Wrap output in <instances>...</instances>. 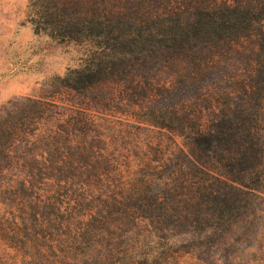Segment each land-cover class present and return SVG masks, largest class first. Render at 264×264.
<instances>
[{
  "label": "trees",
  "instance_id": "obj_1",
  "mask_svg": "<svg viewBox=\"0 0 264 264\" xmlns=\"http://www.w3.org/2000/svg\"><path fill=\"white\" fill-rule=\"evenodd\" d=\"M151 1L155 3V0L27 1V20L35 33L86 45L79 65L57 76L63 86L82 91L114 79L128 81L134 91L148 87L152 95L158 93L154 89L172 93L178 84L183 92L181 100L171 109L152 108L153 112L145 118L148 124L172 132L176 151L173 150L179 153V159L167 154L127 163L97 164L89 160L78 167L73 163L75 160L59 157L48 164L52 168L86 170L106 189L79 193L68 202H52L53 210L48 215L37 212L30 220L24 216H19L20 220L14 218L23 235L25 231L40 229L25 237L22 244L36 245V255L47 264L49 261L123 264L127 260L126 264H155L159 260L162 264L167 217L178 225L204 216L211 222L202 227L201 233L218 230L219 243L228 249L229 237L241 216L237 202L249 194L264 200L262 186L250 184L251 173L263 164V135L257 111L262 106L256 104L253 108L248 106L246 97L237 99L231 95L238 89L248 92L253 87L256 72L251 70L248 75V68L238 58L249 37L264 35V0H158L155 7H151ZM156 53L162 54L163 68L143 69L146 60ZM220 61H224L221 67H230L227 79L237 82L238 88L224 92L231 102L216 100L214 110L213 97L206 98V115L214 117L205 127L200 122L196 83L200 71L210 77ZM162 72H166L165 78ZM25 98L32 107L42 105L41 99ZM2 111L0 188L3 185L9 190L14 187L3 181L6 172L23 167V163L12 158L14 145L22 131L35 134L39 122L27 126L24 118L14 119L7 107ZM62 131L55 129L51 136H59ZM200 150L208 160L200 159ZM21 171L17 170L10 181L25 188L28 179ZM247 215L262 219L256 233L251 235L259 237L260 261L264 264V213L254 209L248 210ZM250 227L247 225V234ZM239 262L235 255L214 260V264ZM167 263L165 258L164 264ZM192 264L203 263L197 260Z\"/></svg>",
  "mask_w": 264,
  "mask_h": 264
},
{
  "label": "rangeland",
  "instance_id": "obj_2",
  "mask_svg": "<svg viewBox=\"0 0 264 264\" xmlns=\"http://www.w3.org/2000/svg\"><path fill=\"white\" fill-rule=\"evenodd\" d=\"M27 1L0 0V114L7 107L14 119L24 118L27 126L39 122L35 134L22 131L14 145L12 158L17 163H23V167L7 171L3 178L14 188L7 190L3 185L0 188V264H47L46 260L36 255V245L29 247L22 244L25 237L40 229L25 231L23 235L17 230L14 218L20 220L19 216H24L30 220L37 212L48 215L53 210L52 202H68L79 193L106 189L86 170L63 166L52 168L48 165L59 157L75 160L73 163L78 167H83L89 160L97 164L104 161L127 163L167 154L172 159H179V153L174 152L172 132L145 122V118L153 112L152 108L171 109L181 100L183 92L179 84L172 93L154 89L158 92L155 95L148 87L135 88L134 91L125 80L108 79L82 91L63 86L57 76L79 65L86 45L57 41L45 33H35L27 20ZM157 2L151 1V7L157 6ZM246 43L247 47L239 52L238 60L248 68V75L251 70L256 72L251 83L253 87L248 92L238 89L231 95L237 99L246 97L248 106L253 105V108L261 104L262 108L257 111L264 147V35L249 37ZM252 46H255L254 50L250 48ZM162 58V54H153L146 60L143 69H162ZM221 65L224 61L217 63L210 77L204 70L200 71L196 83L200 122L205 127L214 117L206 115V98L213 97L211 109L214 110L216 100L225 104L231 102L224 92L238 88L237 82L227 79L230 67L223 68ZM161 74L166 76V72ZM26 96L41 99L42 105L32 107ZM253 108L249 109L251 113ZM215 111L218 112L217 109ZM58 128L63 130L61 135L51 136ZM174 138L180 141L177 135ZM156 149H160L161 153ZM199 154L202 161L208 160L204 151L200 150ZM19 169L28 179L25 188L10 181ZM251 175L250 184L262 186L264 190V157L263 164ZM237 203L241 216L229 237L231 244L228 249L219 243L221 236L218 230L201 233L202 227L211 222L204 216L199 215L195 220L190 218V223L181 222L178 225L167 217L162 252L167 264H192L197 260L203 264H214L215 258H223V255H235L240 260L239 264H263L260 261L259 237L251 235L254 231L256 233L262 219H253L247 213L254 209L264 213V200L249 194ZM247 225L251 226L249 234ZM174 256L178 258L175 260ZM160 262L155 261V264Z\"/></svg>",
  "mask_w": 264,
  "mask_h": 264
}]
</instances>
